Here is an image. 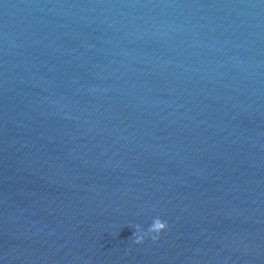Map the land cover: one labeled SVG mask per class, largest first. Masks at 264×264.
<instances>
[{"label":"water","instance_id":"obj_1","mask_svg":"<svg viewBox=\"0 0 264 264\" xmlns=\"http://www.w3.org/2000/svg\"><path fill=\"white\" fill-rule=\"evenodd\" d=\"M0 264H264V0H0Z\"/></svg>","mask_w":264,"mask_h":264},{"label":"clouds","instance_id":"obj_2","mask_svg":"<svg viewBox=\"0 0 264 264\" xmlns=\"http://www.w3.org/2000/svg\"><path fill=\"white\" fill-rule=\"evenodd\" d=\"M168 227L166 221H163L159 217L155 218L152 223L149 225L147 230H145L141 225H135V243L141 244L144 240L151 236V238L155 241L159 239V234L165 231Z\"/></svg>","mask_w":264,"mask_h":264}]
</instances>
